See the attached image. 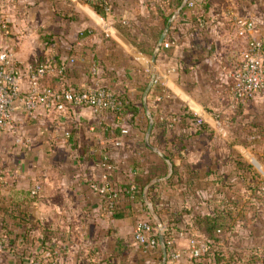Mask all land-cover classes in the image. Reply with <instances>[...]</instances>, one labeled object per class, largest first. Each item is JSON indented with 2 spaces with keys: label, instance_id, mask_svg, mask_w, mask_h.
<instances>
[{
  "label": "crops",
  "instance_id": "crops-1",
  "mask_svg": "<svg viewBox=\"0 0 264 264\" xmlns=\"http://www.w3.org/2000/svg\"><path fill=\"white\" fill-rule=\"evenodd\" d=\"M194 1L172 23L167 39L174 43L158 56L148 96L150 142L174 166L148 196L165 226L167 264H264V146L250 149L212 117L227 110L221 100L229 99L228 72L239 65L227 60L247 44L227 12L252 20V36L264 40V0ZM106 2L98 13L88 0H0V51L12 55L20 97L37 83L106 86L139 107L117 115L68 104L59 114L15 101L10 123L0 128V264L162 263L160 245L137 244L133 233L152 217L143 189L153 166L168 167L145 143L142 96L152 55L141 45L151 43V28H163L172 9L170 0ZM201 13L205 26L196 21ZM39 65L50 71L35 80L31 68ZM92 184L108 189L102 194ZM218 211L227 212L226 231L212 249L196 223ZM192 236L209 244L199 259L190 254Z\"/></svg>",
  "mask_w": 264,
  "mask_h": 264
},
{
  "label": "built area",
  "instance_id": "built-area-1",
  "mask_svg": "<svg viewBox=\"0 0 264 264\" xmlns=\"http://www.w3.org/2000/svg\"><path fill=\"white\" fill-rule=\"evenodd\" d=\"M11 4H16L21 0H7ZM91 3H98L102 0H88ZM193 1L188 3L189 7H194ZM227 15L234 22L237 38L246 40V48L243 53L244 59L238 66L232 67L228 72L232 85L229 90L231 107L236 104L246 102L255 98L256 94L264 89V40L256 39L252 36L255 23L245 17L228 11ZM206 19H200V24L205 26ZM172 40L166 39L163 48L168 49L173 45ZM34 72L35 80L47 75L50 71L47 65H39L31 68ZM21 98L26 109L35 110L43 106L47 111L54 113H64L68 104L81 107H90L97 112L118 109V100L115 91L106 86L86 88L84 90H73L69 88L54 89L49 86L36 84L28 94L20 97L19 74L15 68L12 55L8 51H0V128L6 127L11 120L14 103ZM91 188L100 193L107 191L106 186L92 184ZM31 193L39 194V186L35 185ZM157 231L150 221L139 222L133 233L134 240L140 245L159 246V241L153 236ZM190 254L194 259L203 257L209 250V245L197 236H192L189 240ZM50 253V251H49ZM50 256V255H49ZM173 258H179L178 252L171 254ZM29 264H54L50 261L39 260L37 258Z\"/></svg>",
  "mask_w": 264,
  "mask_h": 264
},
{
  "label": "trees",
  "instance_id": "trees-1",
  "mask_svg": "<svg viewBox=\"0 0 264 264\" xmlns=\"http://www.w3.org/2000/svg\"><path fill=\"white\" fill-rule=\"evenodd\" d=\"M183 1L184 0H170V7H171L172 11L169 14L165 15L164 27L163 28H157V27L151 28V34H150L151 39H152L151 43H149L148 45L146 44L145 47H144V45H141L142 49L145 52L149 53L150 55L153 54L155 46H156L163 30L165 29L167 22L170 20V18L173 16V14L178 10V8L182 5ZM191 1H193V0H190L189 2H191ZM196 2L197 1H194V3H196ZM91 4L93 5L94 9L98 13H104V11L107 8L106 0H102L101 2L91 3ZM186 15H187L186 8H184V10L181 12V14L179 16H180V18H184V17H186ZM201 18L206 19L205 15L203 13H201L196 18V21L198 24H200ZM115 94H116V98L118 100V109L116 111H114L113 113H115L117 115H121L125 110L132 111V113L134 115L138 113V111H139L138 106L134 105L131 101L127 102V97H124L122 94H119L116 91H115ZM236 109L237 110L233 114L232 119H231V122L234 125L233 129H235L236 133H238V134H240V131L245 130V134H244L243 138H241L243 143H246L247 145L261 144L262 141H264V127L259 126V123L256 122L257 118H256L255 122L249 123V125H248L249 127H247V126L242 127L241 125L240 126L236 125L237 124L236 120L239 117L244 118L248 112L247 108L244 106L243 103H240ZM247 123H248V121H247ZM213 135H214V131L212 130V136ZM259 137L262 139L261 140L258 139ZM166 157L170 160L172 158L171 156H168V155H166ZM153 171L155 172L154 176L148 178L146 183H148L153 178H161V177L165 176L168 173V167L166 166V164H165V168H163V169H160V168L153 166ZM158 171H160V172H158ZM150 218H151V220H149V221L156 227V223L154 222L153 218L152 217H150ZM226 219H227V212L218 211V212L213 213L212 217L211 216L206 217L204 219L198 220V222L196 223L197 226H200V228L204 232H206V234H208L210 239L212 238V249L214 248V244L217 243V241L224 235V233L226 231ZM153 236L159 241L157 231L154 233ZM165 239H166L167 250L169 253L168 240L166 237H165Z\"/></svg>",
  "mask_w": 264,
  "mask_h": 264
},
{
  "label": "water",
  "instance_id": "water-1",
  "mask_svg": "<svg viewBox=\"0 0 264 264\" xmlns=\"http://www.w3.org/2000/svg\"><path fill=\"white\" fill-rule=\"evenodd\" d=\"M189 1L190 0H184L182 5L173 14V16L167 22L165 29L163 30V32H162V34H161V36H160V38H159V40L155 46L154 52L151 56L150 80H149V82H148V84H147V86L143 92V96H142L143 106L146 110V113L149 116V127L147 130L146 136H145L146 146L148 148H150L153 152L158 154L160 157H162L168 165V173L166 176L161 177V178L152 179L143 189V198H144L145 204L149 210V213L152 215V217L156 223V229H157V233H158L159 244H160V247H161L162 252H163V258H162L161 264H167V262H168V250H167L166 239H165V226H164V223H163L160 215L156 211L154 204L149 199L148 195H149V191H150L152 186H154L156 183L166 181L172 177L173 172H174V166H173L172 162L166 157V155L162 151H160L159 149L154 147L150 142V137H151L153 126H154V120L152 119L151 114H150V110H149V106H148V96H149L151 89L153 88V86L156 82V79H157V59H158V56H159L161 50L163 49V43L167 39V35L171 29L172 23L179 16V14H181V12L184 10V8L188 5Z\"/></svg>",
  "mask_w": 264,
  "mask_h": 264
},
{
  "label": "rangeland",
  "instance_id": "rangeland-1",
  "mask_svg": "<svg viewBox=\"0 0 264 264\" xmlns=\"http://www.w3.org/2000/svg\"><path fill=\"white\" fill-rule=\"evenodd\" d=\"M243 53H244V50L239 53L237 52L236 55L232 54L231 57L228 58L227 61L229 62H232V61H236L238 64L241 63V61L244 59L243 57ZM147 86V85H146ZM221 101H224L223 102V106H226L225 108H227V110H214L213 112H215V114L213 113V120H214V123L216 124L217 127H222L223 129H228V131H230L231 134H235L236 135V131L235 129H233L234 125L233 123L231 122V119H232V116L233 114L236 112V108L237 106L241 103H238L236 104L233 108L231 107L232 103H231V100H230V97L229 99H222ZM244 104V106L247 108V115L242 118V117H239L236 122L238 126H244V127H249V123H252V122H255L256 121V118H257V121L259 123V126H262L264 127V89L261 90L260 92H258L255 96V98H252L251 100H248L246 102H242ZM255 118V119H254ZM248 123H247V121ZM224 131L220 132L219 134L224 136ZM215 134V132H214ZM245 134V130H242L240 131V134L239 136H237L238 138H243ZM220 137L219 135L217 136H214L213 138H218ZM258 139H262V138H258ZM252 140V139H251ZM263 144L264 146V141H262L261 145ZM255 146H251L249 145L248 147L250 149H255L256 147V144H254ZM260 145V144H259ZM257 149V148H256ZM261 150H264L261 149Z\"/></svg>",
  "mask_w": 264,
  "mask_h": 264
}]
</instances>
